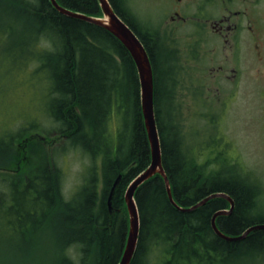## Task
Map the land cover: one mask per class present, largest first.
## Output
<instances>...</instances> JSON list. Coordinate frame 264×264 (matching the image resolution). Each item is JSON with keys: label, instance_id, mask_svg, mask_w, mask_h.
<instances>
[{"label": "trees", "instance_id": "obj_1", "mask_svg": "<svg viewBox=\"0 0 264 264\" xmlns=\"http://www.w3.org/2000/svg\"><path fill=\"white\" fill-rule=\"evenodd\" d=\"M57 1L73 12L103 16L99 0ZM110 2L137 31L152 61L163 165L176 202L170 200L159 173L139 186L135 197L140 233L130 264H151L153 256L165 264H228L233 257L262 259L264 228L235 241L214 231L212 217L229 206L228 199L215 197L186 210L212 193L226 192L236 200V207L230 215L217 217L222 231L237 236L260 222L255 215L253 188L234 175L224 177L217 168L209 170L207 163L187 154L178 129L171 120L167 123L173 115L171 87L163 82L159 62L162 45L124 16L118 0ZM0 46L5 61L32 66L34 74L48 83L45 111L48 109L57 122L58 131L90 155L105 153L102 194L90 179L68 199L60 193L53 154L40 158L52 168L18 171V159L23 156L16 145L26 148L41 143L37 136L29 135L38 132L29 133L30 125L0 132V162L5 161L0 169L9 171L0 173V222L12 238L19 235L23 252L19 262L118 264L129 227L125 192L152 158L140 78L131 53L103 26L63 13L51 0H0ZM113 116L119 123L111 137L108 129ZM119 175L122 178L110 209L108 197Z\"/></svg>", "mask_w": 264, "mask_h": 264}, {"label": "rangeland", "instance_id": "obj_2", "mask_svg": "<svg viewBox=\"0 0 264 264\" xmlns=\"http://www.w3.org/2000/svg\"><path fill=\"white\" fill-rule=\"evenodd\" d=\"M132 1L133 9L139 13L159 14V7L153 5L151 0ZM168 25H163L161 37L156 38L163 50L159 58L164 74L162 79L165 86L171 87L173 118H167V123L171 120L172 125L178 129L187 154L194 155L200 163H207L209 170L217 168L226 177L229 174L241 176L243 174L239 171L246 169L250 176L260 179L261 190H264V120L258 112L257 101V88L264 84V79H258L257 76L246 77L242 87L236 88L232 80L210 71L203 54L202 40L198 45L193 42L194 39L187 41L185 37L176 38L166 28ZM181 30L186 34L189 29ZM177 47L181 49L177 50ZM242 59V64L246 67L264 66V55L257 59L249 54V59H244L243 56ZM231 63L234 64L232 61ZM22 65L23 67L18 63L5 61L0 46V132L13 126L10 129L16 131L30 125L29 133L31 130L32 133H38L29 135L37 136V140L41 142L27 144L26 148L16 145L19 155L23 156L18 159V171L20 168L32 171L42 166L52 168L50 162L48 165L40 158H50L53 154L55 167L58 169L56 171L60 174V193L65 198L76 195L90 179L95 181L101 195L104 189L105 153L102 151L90 155L81 146L69 142L66 134L58 131L57 122L48 109L45 111L48 83L34 74L32 66ZM212 66L217 67L218 64L214 63ZM118 121L117 116L111 119L108 129L111 137L115 136L113 133L116 132ZM25 132V137H29L28 131ZM102 143L107 147L108 144ZM4 162L1 161L0 164ZM2 170L1 168L0 173ZM5 172L9 171H4L1 175ZM2 187L5 191L6 187ZM262 197L264 198V193ZM262 201L264 204V200ZM258 209H261L260 206ZM2 218L6 219L5 215ZM6 230L8 229L0 222V264H21L19 259L23 252L19 250V235L12 238L10 232L5 233ZM232 259L228 264H264V253L262 259ZM151 264L165 263L153 256Z\"/></svg>", "mask_w": 264, "mask_h": 264}, {"label": "flooded vegetation", "instance_id": "obj_3", "mask_svg": "<svg viewBox=\"0 0 264 264\" xmlns=\"http://www.w3.org/2000/svg\"><path fill=\"white\" fill-rule=\"evenodd\" d=\"M118 1L124 16L151 39H159L163 25L168 23L166 28L176 38L185 37L187 41L194 39L193 42L198 45L202 40L203 54L210 71L232 80L236 88L242 87L246 77L257 76L258 79H264V66L255 68L254 65L246 67L242 64V56L249 59L251 54L258 59L264 55V0H151L160 9L157 16L139 13L133 9L132 0ZM183 28L189 29L186 34L181 30ZM175 37L173 38L176 40ZM196 48L194 49L197 50ZM180 49L177 47V50ZM214 63L218 66L213 67ZM257 91L258 112L264 120V84ZM239 172L243 175L234 176L254 189L255 215L260 219L256 224L264 223V190H261L260 179L250 176L246 169L242 168ZM234 201L235 209L236 200ZM228 202L229 206L223 209L231 208V202Z\"/></svg>", "mask_w": 264, "mask_h": 264}, {"label": "water", "instance_id": "obj_4", "mask_svg": "<svg viewBox=\"0 0 264 264\" xmlns=\"http://www.w3.org/2000/svg\"><path fill=\"white\" fill-rule=\"evenodd\" d=\"M51 1L54 6L63 13L84 18L91 22L97 23L109 30L129 50L138 69L141 84L142 110L145 127L150 143L152 158L151 164L130 182L125 192V202L128 210L129 227L127 232L126 243L124 246V252L118 264H130L137 249L140 233V212L135 197L136 191L139 186L143 184L146 180L151 178L153 175L159 173L165 179L170 200L172 201V203L176 204L172 192L170 178L166 173V170L163 165L162 145L155 113L154 70L152 61L141 39L129 26V24L116 12L110 0H99L101 9L103 11V17L88 16L86 14L73 12L68 8L62 6L57 0ZM121 178L122 175H119L111 188L108 197V204L110 209H112V197L114 191ZM215 197H224L231 202L230 209L218 210L214 213L212 217V227L219 236L231 241L241 240L248 236L250 232L256 229L264 228V223L254 224L248 227L242 234L237 236H232L222 231L217 223V217L219 215L230 214L235 206L234 199L230 194L226 192L212 193L186 210H194Z\"/></svg>", "mask_w": 264, "mask_h": 264}]
</instances>
